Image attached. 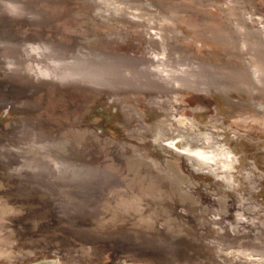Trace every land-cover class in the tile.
<instances>
[{"label": "rangeland", "instance_id": "rangeland-1", "mask_svg": "<svg viewBox=\"0 0 264 264\" xmlns=\"http://www.w3.org/2000/svg\"><path fill=\"white\" fill-rule=\"evenodd\" d=\"M0 264H264V0H0Z\"/></svg>", "mask_w": 264, "mask_h": 264}, {"label": "water", "instance_id": "water-1", "mask_svg": "<svg viewBox=\"0 0 264 264\" xmlns=\"http://www.w3.org/2000/svg\"><path fill=\"white\" fill-rule=\"evenodd\" d=\"M183 153H185L189 158H190V156H192V159H193V155H192V153H190L189 151H187V150H185V151H182ZM191 159V158H190ZM191 159V160H192Z\"/></svg>", "mask_w": 264, "mask_h": 264}]
</instances>
